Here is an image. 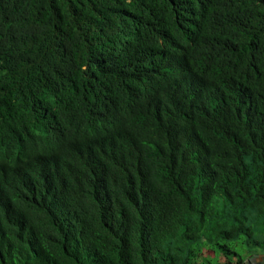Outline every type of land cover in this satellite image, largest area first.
Masks as SVG:
<instances>
[{"label":"trees","instance_id":"trees-1","mask_svg":"<svg viewBox=\"0 0 264 264\" xmlns=\"http://www.w3.org/2000/svg\"><path fill=\"white\" fill-rule=\"evenodd\" d=\"M0 157V264L264 255V0H0Z\"/></svg>","mask_w":264,"mask_h":264},{"label":"clouds","instance_id":"clouds-1","mask_svg":"<svg viewBox=\"0 0 264 264\" xmlns=\"http://www.w3.org/2000/svg\"><path fill=\"white\" fill-rule=\"evenodd\" d=\"M174 66H175V70H176L177 75H180V74H182L184 72L183 64H182V62L179 59L175 60ZM179 88H180V86H176V85L170 83V97L173 94L178 93ZM198 91H199L198 89L193 90L191 88H185V90L183 92V96L184 97L191 99V103L193 105V111L194 112H196L195 109H194V106L199 103V97H198V94H197ZM172 103L174 105V110H176L175 116L178 115V117H183L182 115L179 114L182 111V105L179 104V103H175L173 100H172ZM129 113L133 115L132 119H134V120L142 119L141 117H138L136 112L133 109H131V108L129 109ZM195 114L197 116V119L199 120L200 119V114L199 113H195ZM113 115H115V114H113ZM113 115H111L110 118H109L110 115L107 116L106 119L104 120L105 123L107 121V125L109 124V121L111 120ZM160 116H163V114H162V112L160 111L159 108H156V109H154L151 112L150 115L146 116V119L144 121H152V120H156V119H159V120L164 119V118H161ZM141 123L130 122L129 127L127 128V133H130L132 131L133 125L141 124ZM176 133L179 136L180 130L179 129L176 130ZM173 134L174 133H168V131L165 130V129H162V131H161V129H160V127H158V125L152 124V135H153V138H154L155 142H157L159 138H166V139L172 141ZM155 146H157V144H155ZM2 159L3 158L0 157V162L2 161ZM54 200H55L54 196L46 195L45 199H44V203H45L46 206H50L51 204L54 203ZM220 259L223 260V262H220V264H229V262L227 261L226 258L222 257ZM230 264H238V259L237 258L232 259ZM242 264H264V255H256L254 257H250L248 261H243Z\"/></svg>","mask_w":264,"mask_h":264},{"label":"rangeland","instance_id":"rangeland-1","mask_svg":"<svg viewBox=\"0 0 264 264\" xmlns=\"http://www.w3.org/2000/svg\"><path fill=\"white\" fill-rule=\"evenodd\" d=\"M238 249H237V251H242V249L244 248V247H237ZM242 248V249H241ZM206 254L207 255H211V256H213V253L212 252H210V251H207L206 252ZM247 259H245V261H246Z\"/></svg>","mask_w":264,"mask_h":264},{"label":"crops","instance_id":"crops-1","mask_svg":"<svg viewBox=\"0 0 264 264\" xmlns=\"http://www.w3.org/2000/svg\"><path fill=\"white\" fill-rule=\"evenodd\" d=\"M219 262H223V260L222 259H219Z\"/></svg>","mask_w":264,"mask_h":264}]
</instances>
